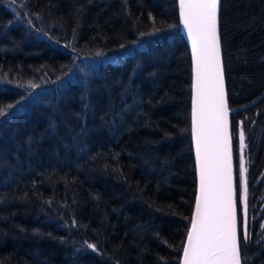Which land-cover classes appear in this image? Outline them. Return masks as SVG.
<instances>
[{
  "label": "trees",
  "instance_id": "trees-1",
  "mask_svg": "<svg viewBox=\"0 0 264 264\" xmlns=\"http://www.w3.org/2000/svg\"><path fill=\"white\" fill-rule=\"evenodd\" d=\"M219 31L241 264H264V0H220ZM190 84L176 0H0V264H179Z\"/></svg>",
  "mask_w": 264,
  "mask_h": 264
},
{
  "label": "snow or ice",
  "instance_id": "snow-or-ice-1",
  "mask_svg": "<svg viewBox=\"0 0 264 264\" xmlns=\"http://www.w3.org/2000/svg\"><path fill=\"white\" fill-rule=\"evenodd\" d=\"M219 5L220 0H179L180 17L191 39L195 61L192 117L199 166V195L187 244L183 246V264H241L232 191L230 109L220 59ZM13 110L19 109L15 105L0 106V117L6 122ZM238 139L242 150L245 147L242 126ZM240 168L242 173L247 171L242 158ZM244 193L246 209V179ZM243 235L247 240L246 230ZM88 247L94 249L95 245Z\"/></svg>",
  "mask_w": 264,
  "mask_h": 264
},
{
  "label": "water",
  "instance_id": "water-1",
  "mask_svg": "<svg viewBox=\"0 0 264 264\" xmlns=\"http://www.w3.org/2000/svg\"><path fill=\"white\" fill-rule=\"evenodd\" d=\"M177 1V10H178V22H179V30L184 38L189 55H190V65H191V84H190V137H191V146H192V154H193V160H194V166H195V178H196V190H195V197H194V204H193V209L191 213V218L189 222V227L187 232L191 229V220L195 215V203H196V197L199 195V166L197 163V158H196V146H195V133L193 131V117H192V112H193V98L195 96V61L193 58V53H192V42L191 39L187 36V29L184 27L182 23V19L180 17V9H179V0ZM220 6V5H219ZM218 35L220 39V31H219V8H218ZM220 59H221V66H222V71H223V78H224V70H223V62H222V53H221V43H220ZM224 89H225V94H226V100H227V91H226V85H225V78H224ZM228 104V100H227ZM229 108V106H228ZM230 109V108H229ZM230 114L231 110L229 111L228 115V120H229V134L231 137V152H232V191H233V200L235 203L236 207V216H237V234H238V199H237V189H236V181H235V162H234V153H233V141H232V130H231V122H230ZM238 241H239V234H238ZM187 244V233L186 237L183 243V246H186ZM179 264H183V247L181 250V255H180V261Z\"/></svg>",
  "mask_w": 264,
  "mask_h": 264
},
{
  "label": "rangeland",
  "instance_id": "rangeland-1",
  "mask_svg": "<svg viewBox=\"0 0 264 264\" xmlns=\"http://www.w3.org/2000/svg\"><path fill=\"white\" fill-rule=\"evenodd\" d=\"M239 141V139H238ZM241 158L244 164V168L245 167V157H244V148L241 150L240 146H239V168H240V164H241ZM245 175L246 172L242 173L241 172V168H240V185H241V189H240V201H241V205H242V214H243V224L245 223V193H244V187H245Z\"/></svg>",
  "mask_w": 264,
  "mask_h": 264
}]
</instances>
